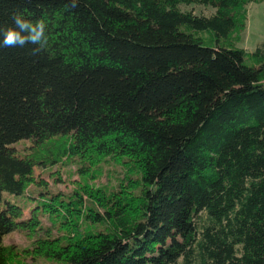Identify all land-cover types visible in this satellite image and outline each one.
<instances>
[{"label":"trees","instance_id":"16d2710c","mask_svg":"<svg viewBox=\"0 0 264 264\" xmlns=\"http://www.w3.org/2000/svg\"><path fill=\"white\" fill-rule=\"evenodd\" d=\"M66 2L0 0L49 36L0 48V264H264V41H234L264 0ZM108 160L126 174L96 187ZM67 161L91 185L31 188Z\"/></svg>","mask_w":264,"mask_h":264},{"label":"rangeland","instance_id":"374dc122","mask_svg":"<svg viewBox=\"0 0 264 264\" xmlns=\"http://www.w3.org/2000/svg\"><path fill=\"white\" fill-rule=\"evenodd\" d=\"M202 8H198V13H201ZM204 9V8H203ZM204 13L213 12L212 9L203 10ZM246 29L238 34H234V41L238 45V48L245 49L247 52H252L261 42L264 41V3L252 4L247 8V20ZM241 43V44H239ZM26 145L29 143H21L17 145V149L21 152L26 151ZM79 162L67 161L48 169L36 168L31 176L34 182L31 185L33 190L39 189V186L46 187L51 191H55L61 195L69 196L75 191H80L87 182L91 185V181H88V177H83L79 174ZM101 171L103 172L101 175ZM94 174V173H93ZM126 172L124 168L113 160H108L102 165V170L96 172L98 177L96 181H92L96 187H110L118 184V179L121 180L125 176ZM41 182V183H39ZM33 207L28 205L24 216L26 218L31 216ZM30 235L28 231H17L8 235L4 244L10 247L16 248V250H26L31 248L34 239L38 236ZM23 256L24 264H54L46 259H37L33 261L31 258Z\"/></svg>","mask_w":264,"mask_h":264},{"label":"clouds","instance_id":"9594fccd","mask_svg":"<svg viewBox=\"0 0 264 264\" xmlns=\"http://www.w3.org/2000/svg\"><path fill=\"white\" fill-rule=\"evenodd\" d=\"M30 3L31 0H28ZM80 0H67V10L77 9ZM11 24H0V48H24L32 45L30 53L38 56L44 52L49 43L48 25L43 19L33 21L26 17L20 10H14L10 14Z\"/></svg>","mask_w":264,"mask_h":264}]
</instances>
